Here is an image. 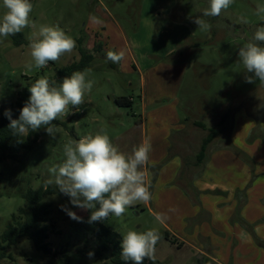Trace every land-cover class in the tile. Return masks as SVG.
<instances>
[{
	"label": "rangeland",
	"instance_id": "obj_1",
	"mask_svg": "<svg viewBox=\"0 0 264 264\" xmlns=\"http://www.w3.org/2000/svg\"><path fill=\"white\" fill-rule=\"evenodd\" d=\"M141 1L34 0L30 20L35 23V28L26 27L20 32L25 43L17 46L11 36L0 37V109L14 106L18 93L35 80L41 77L55 80L60 69L80 60L82 51L94 57L87 68L90 70L87 78L94 81V86L91 92L86 93L85 102L78 109L70 106L68 115L55 120L58 122L55 124L58 127L56 137L49 136L42 127L38 141H30L23 136V142L29 148L22 150L17 159L0 161V235L7 229L13 214L25 205L23 194L42 186L56 187L54 183H47L51 178L48 170L63 162V145L69 139L79 140L85 135L103 131L126 155H131L132 149L144 140H150L152 145L148 163L152 199L147 204L137 203L121 217L110 216L102 221L89 222L91 210L73 206L70 198L59 191L44 199L46 204L51 205L52 217L57 221V232L51 234L47 241L52 254L38 252L31 240L22 238L16 246L7 250L8 258L0 264H111L87 255L96 246L99 225L110 228L121 237L129 230L144 232L157 229L162 239L156 245L155 261L147 259L152 264H203L208 261L211 264H264V200H255L250 208L252 218L249 215L247 220L239 222L240 211L239 216L234 215L237 218L233 217L226 224L219 223L222 233L217 235L210 220L203 221L205 217L201 212L191 217V209L197 208L198 211L204 204L211 205L209 198L207 202L203 200L210 197V193H203L199 186H195L196 181L203 183V168L189 170L190 166L183 164L181 169L188 173L189 183L185 174L178 175L180 166L176 167V155L172 150H167L168 142L165 145L161 135L152 138L156 129L188 120H199L208 127L215 126L221 118L219 112L224 109V113L228 114L225 122L231 123L233 119L227 137L237 144L245 134L238 122L248 120L253 124V131L243 143L248 147V152L245 151L249 156L242 154L241 149L237 150V146H230L226 151L237 161L246 162L253 172L256 171L249 184L250 189L253 183L257 191L264 188V84L259 80L246 82V75L253 74L246 73L238 57L239 48L252 38L257 27L264 26V14L257 15V8L264 6V0H234L220 16L202 17L211 25L208 31H202L192 22L193 17L208 6V0H179V9L173 19L188 20L193 32L190 43L183 46L182 56L162 64L157 58L146 59L137 55L135 68L132 65L123 69L119 63L106 60L109 39H103L101 30L91 31L98 27L91 26V17L99 18L101 24L107 19L117 22L123 30L119 32L130 38L137 32ZM5 11L3 0H0V18ZM40 25H58L75 39L76 48L59 61H50L45 68L28 70L25 65L30 60V37ZM180 83H183L181 89L174 92L177 98L167 97L159 105H153L145 97V94L150 96L151 91L158 89L174 94L171 90ZM120 96L131 100V105L118 106L115 99ZM155 107L165 109L162 115V110L159 115L154 111ZM173 109L176 114L171 116ZM185 136L186 150L195 153L199 148L201 132H186ZM222 140L224 138H220L212 148L221 144ZM156 150L165 154L156 156ZM253 155L256 158L254 162ZM187 160L194 161L193 158ZM225 174L219 173L220 199H225L221 193L222 184L227 183L222 179ZM214 182L216 179L204 181V184L212 186ZM186 185L191 188L188 194L185 192ZM65 208L82 219L70 218L63 210ZM219 208L225 206L220 204ZM258 209H262L260 215ZM157 214L167 217L163 224L155 219ZM205 222L217 247L206 250L208 257L204 262H196L200 255L189 245L181 249L177 243L165 238L164 224L176 227L178 234L190 237L191 232L199 231L200 225ZM196 239L195 244L202 248L200 239ZM65 256L69 257L67 263H64Z\"/></svg>",
	"mask_w": 264,
	"mask_h": 264
},
{
	"label": "clouds",
	"instance_id": "obj_2",
	"mask_svg": "<svg viewBox=\"0 0 264 264\" xmlns=\"http://www.w3.org/2000/svg\"><path fill=\"white\" fill-rule=\"evenodd\" d=\"M234 0H208V6L193 17L202 31L211 25L202 17H218L227 11ZM6 9L0 18V37L7 38L20 33L26 27L35 28L30 20L33 4L30 0H3ZM264 14V6H258L257 15ZM95 24L102 21L93 16ZM247 22L246 20L244 21ZM30 60L28 70L42 69L49 62H57L76 48V41L58 25H40L30 37L28 45ZM125 57L123 51L109 50L106 60L120 63ZM238 57L246 73V82L259 80L264 84V26L257 27L252 38L238 50ZM89 69L74 71L63 78L59 85L50 83L48 78L37 79L29 88L30 96L20 110L19 118L12 119L11 110H5L9 129L13 135L27 136L29 131L45 128L47 134L56 137L58 127L53 121L78 109L85 102L86 93L91 92L94 81L88 79ZM152 150L150 140H144L126 155L115 146L109 135L103 131L88 134L79 140L69 139L63 145L64 160L49 168L48 184H55L61 193L70 198V203L82 210H91L89 222L102 221L110 216L121 217L129 207L137 203L147 204L152 199L150 184L143 170L149 163ZM99 205V207H97ZM74 220H81L75 212L63 209ZM155 219L163 224L167 217L157 214ZM162 239L160 232L153 228L144 232L129 230L122 235L120 257L125 262L143 264L147 258L155 261L156 245ZM91 258L94 253L87 254Z\"/></svg>",
	"mask_w": 264,
	"mask_h": 264
},
{
	"label": "crops",
	"instance_id": "obj_3",
	"mask_svg": "<svg viewBox=\"0 0 264 264\" xmlns=\"http://www.w3.org/2000/svg\"><path fill=\"white\" fill-rule=\"evenodd\" d=\"M179 9V0H142L141 6H140V12H139V20H138V27L136 34L132 35L130 38L127 37V34H124L123 32H119V30L123 31L121 29V26L116 22H114L111 19H107L104 21L103 24H95L91 23V26H98L97 29L89 28L88 30L92 29L91 31L96 32L101 30L103 34V39L108 41V50L112 51H123L125 53L124 59L119 63V66L121 68H127L133 65V68H135L136 62H137V55L143 58H157L158 60L162 61V64H168L167 61L173 60L175 58L182 56V50L184 49L183 46H185V43H190L193 37V32L190 26V23L186 19H173V16L177 13ZM90 27V26H89ZM114 38V43L112 42ZM188 49H190V46H188ZM181 54H177V53ZM188 53V52H187ZM169 59V60H164ZM183 83H180L179 85H175L178 89L176 90L175 87L171 90V92H179V88L181 89V86ZM176 92V93H177ZM122 97V96H120ZM145 97L150 100V104L156 103L159 105L160 101H163V99H166L169 97L177 98V94H166L161 91H151L150 96L145 94ZM149 104V105H150ZM146 108V105H144ZM162 110L160 115H162L163 110H165L163 107H155L154 111L159 115V112ZM172 115H175L176 112H174V109L172 111ZM224 109L219 112V115H221V118L219 121H217L214 125L216 126L224 117H227L228 114H223ZM231 116V115H230ZM233 121V119H232ZM231 123L227 122L225 126L224 132L219 134L214 140L209 144L207 151H206V158L203 161V163L196 167L192 164L195 162V157L200 151V147L202 145V141L205 139V137L208 134V131L203 130L195 125L196 122L203 123L199 120H188L185 121V123H180L178 125L175 124H169L164 125L160 127V129H156L155 133L152 135V138L155 139L156 137L160 136L163 140H165V145L168 142L167 150L174 153L176 155V167L180 166V173H178L179 176L182 174H185V180L190 183L191 179H188L186 172H183V164L185 163V159L187 158H193L194 161L188 160L190 163L189 170L199 169L200 167L203 168V174H202V180L201 182H195V186H199L201 191L203 193H210V197H204L203 200H206L209 198L211 200V205H214L211 207L203 204L201 209L198 211L197 208L191 209V217L197 216L196 213L201 212L203 215L202 217H205L203 221L210 220L212 224L213 231L219 235V233H222L221 228H219V223H228L230 219L233 217L237 218V216H234L237 214L239 216V212L242 213L240 215L239 222H244V220H247L251 211V207L254 205V202L256 199H261L262 202L264 200V188L257 191L255 190V183L252 184V188L250 189L249 184L251 183L252 179L255 178L256 171L253 172V169L251 170L249 165L246 162H242L241 160L237 161V159H234V157H231L230 154L226 151L229 150L230 146H237V150L242 152V154L248 155V147L244 146V140L246 137L253 131L254 126L252 123H250L248 120H240L238 122V126L243 130H245V134L243 136V140L238 141V145L236 141L231 139L230 137H227L230 131V128L232 126ZM204 124V123H203ZM206 125V124H205ZM207 126V125H206ZM215 126H210L209 128H213ZM230 126V127H229ZM208 127V126H207ZM186 132H193L195 134H199L201 132L202 136L200 137V144L199 148L196 150L195 153H190L189 149L186 150V143L184 139H186ZM206 133V134H205ZM259 134V133H258ZM220 138H224L222 140V143L219 144L216 147L212 146L218 142ZM252 138L250 137V140ZM221 142V141H220ZM157 145V144H156ZM170 146V147H169ZM211 148V152H209ZM247 152H246V151ZM156 156H162L165 153L161 152L160 150H156ZM253 154V152H252ZM236 158V156H235ZM256 161L255 156L253 155V162ZM206 163V164H205ZM182 165V166H181ZM182 167V169H181ZM186 171V170H185ZM197 171V170H195ZM194 171V172H195ZM193 172V173H194ZM226 173L224 176L222 175V179L225 180L227 183L222 184V194L225 196V199H220L221 195H219V173ZM145 173H146V181L150 183V177L148 172V164L145 166ZM176 175V174H175ZM175 177V176H174ZM216 179V182L214 184L208 185L204 184V181H212ZM184 180V181H185ZM230 180V182H229ZM190 186V185H189ZM188 185L185 187V192H189L191 188H189ZM254 186V188H253ZM250 189V190H249ZM253 190V191H252ZM252 191V192H251ZM188 194V193H187ZM186 194V195H187ZM224 205L225 208L221 209L219 206ZM262 209H258V213H262ZM219 212L220 216H219ZM220 217V218H219ZM243 217V218H242ZM252 218V216H251ZM237 221V222H238ZM188 226L187 224H185ZM199 231L193 230L190 235V237L178 234V228L173 227L164 224V229H166V233L170 235L171 240H167L172 243H177L179 247L182 249L183 247H186V245H189L191 249H194L198 255L199 258H197V263L204 262L205 257L207 256V249L216 248V244L213 243V238L211 237L210 231L206 228L208 224L202 223L200 225ZM191 230V229H190ZM182 231V230H179ZM216 235H214L215 237ZM199 238L202 246V248L197 246L195 243L197 242V239ZM210 260V259H209ZM203 264H211L209 261L204 262ZM219 264V262H217Z\"/></svg>",
	"mask_w": 264,
	"mask_h": 264
},
{
	"label": "trees",
	"instance_id": "obj_4",
	"mask_svg": "<svg viewBox=\"0 0 264 264\" xmlns=\"http://www.w3.org/2000/svg\"><path fill=\"white\" fill-rule=\"evenodd\" d=\"M30 2L33 3L34 0H30ZM11 37L14 44L17 46L25 43L22 33H18ZM93 59V55L82 51L80 60L60 69L56 73L55 80H52L51 78L49 79L50 83H54L58 86L59 83L62 82L64 77L70 76L74 71L86 70ZM30 86L18 93L17 102L14 106L8 109H0V161L9 159L15 160L22 150L29 148V146L24 144L23 142L24 137L13 135L8 127L10 121L4 115V112L5 110L10 109L12 113V119H18L20 110L30 96ZM115 103L118 106H130L132 101L128 100L125 97H119L115 99ZM225 118L226 117H224L213 128H209L203 123H195V125L199 128L208 131V134L202 141L200 151L195 157V162L192 165L198 167L203 163L206 158V151L209 144L214 140V138H216L225 130ZM56 123L58 122L53 121V124ZM40 129L36 131H29L26 136L27 139L30 141H38L40 138ZM189 165L190 163L187 159H185L184 166ZM57 193H59V189L54 186H42L37 190H28L25 194H23L25 205L23 207H20L18 211L13 214L12 219L7 226V229L0 235V262L8 258L7 250L16 246L19 240L22 238L31 240L33 242L34 248L38 252H41L44 255L52 254L53 251L47 241L51 234H55L57 232V221L52 217L53 210L51 208V205L46 204L44 202V199L47 196L55 195ZM97 207H99V205H97ZM165 238L167 240H171L170 235L167 233L165 234ZM95 240L96 246L89 251L94 253L93 257H95L99 261H109L111 264H127V262L123 261L120 257V244L122 241V237L120 234L112 231L110 228L104 225H99ZM68 261L69 257L65 256L64 263H67ZM143 264L152 263H148L146 258Z\"/></svg>",
	"mask_w": 264,
	"mask_h": 264
}]
</instances>
